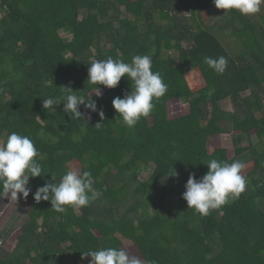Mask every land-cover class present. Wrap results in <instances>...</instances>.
<instances>
[{"label":"trees","instance_id":"16d2710c","mask_svg":"<svg viewBox=\"0 0 264 264\" xmlns=\"http://www.w3.org/2000/svg\"><path fill=\"white\" fill-rule=\"evenodd\" d=\"M208 3L214 4L0 0V140L13 131L30 136L48 180L52 173L59 181L79 162L102 193L89 206L63 213L30 193L18 246L0 264H88L91 257L81 260V251L123 247V240L156 264H264V16L230 10L208 27L200 22ZM228 29L239 53L231 54L220 38ZM137 54L151 56L168 92L135 127L124 126L112 105L130 91L126 77L95 98L103 120L99 112L90 118L84 106L88 119L70 118L62 103L55 112L43 109L45 98L63 102L65 87L85 98L98 89L87 81L92 61L131 62ZM205 56H225L226 71L214 72ZM193 69L205 83L196 92L186 78ZM177 99L189 103V112L171 118L168 104ZM228 100L233 112L222 107ZM222 135L232 137V158L226 147L211 152L212 138ZM211 159L241 160L254 169L239 199L204 216L189 209L182 194L190 174L202 177ZM172 169L178 175L167 177ZM145 172L149 178L142 181ZM43 183L30 178L29 187L34 192Z\"/></svg>","mask_w":264,"mask_h":264},{"label":"clouds","instance_id":"9594fccd","mask_svg":"<svg viewBox=\"0 0 264 264\" xmlns=\"http://www.w3.org/2000/svg\"><path fill=\"white\" fill-rule=\"evenodd\" d=\"M217 9L237 10L241 15H255L261 11L264 0H213ZM203 63L218 74H223L228 66L225 56L213 58L203 57ZM88 68L87 81L96 85L100 96V85L109 89L116 88L122 78L130 81V91L123 97L117 96L112 105L121 123L129 128L135 127L141 118L148 117L155 107L154 101L159 100L168 92V85L159 71H153L151 56L134 55L131 62L122 59L94 60ZM66 95L61 100L48 97L43 100L42 107L47 112H55L54 106L63 104L64 112L70 118H86L81 112V106L99 112L101 120L104 112L98 108V101L92 96L85 98L76 94L70 87H65ZM102 123H97L99 128ZM40 155L33 139L28 135L11 132L3 143H0V201H18L22 194L27 199L29 194L37 203L48 201L51 208L63 213L66 207L79 209L95 202L102 193L94 187L91 172L69 168L57 181L51 173V180L46 178L44 166L37 157ZM208 171L199 179L196 174H190L182 198L187 202L189 209L207 216L212 210L218 209L231 201L239 199L246 191L247 177L243 174L247 165L244 161L235 160L229 163L226 160L211 159L205 163ZM172 169L167 177L177 176ZM40 177L44 180L41 186L33 192L29 187L30 178ZM91 257L88 264H156L155 260H147L130 254L123 247H99L81 251V260Z\"/></svg>","mask_w":264,"mask_h":264},{"label":"rangeland","instance_id":"374dc122","mask_svg":"<svg viewBox=\"0 0 264 264\" xmlns=\"http://www.w3.org/2000/svg\"><path fill=\"white\" fill-rule=\"evenodd\" d=\"M131 1H137V0H131ZM191 1L194 2V0ZM205 6L206 8L200 14L202 19V20L200 19V22H203L205 26L209 27L220 19H223L228 16L230 17L229 15L230 10L225 14V10L217 9L214 4L208 3L205 4ZM184 14L187 17L189 16L188 13H184ZM257 14L254 15V18H257L255 17L257 16ZM259 14L264 16V5L261 6V11L259 12ZM253 22H255V20H253ZM221 24L225 25V23H221ZM229 32H230L229 29L222 32L220 34V38L231 54L239 53L237 48L240 47V43L236 37L227 36ZM61 35L63 37L68 38L69 40L71 39V37L67 36L65 32H62ZM186 78L193 92L200 90L205 85L202 75L198 69H193L189 71L186 75ZM106 91H107L106 87L101 88L100 96L98 97L97 95L99 94V90L96 88H92L90 90V93H88V97L92 96L93 99L100 98L103 96V94ZM247 94L249 93H246V95ZM222 107L226 111H231V112L234 111V105L230 100L225 101L222 104ZM168 109H169L170 117L177 118L186 115L189 112V103L185 99L172 100L168 104ZM87 113L88 116L91 118L92 112L87 110ZM115 114L118 115L116 111ZM254 135L255 134H253V136ZM0 143H3V141L0 140ZM219 147H223V148L226 147L228 150V156L230 158L234 156V146L232 143L231 136L222 135L212 138L211 147H210L211 152H213L214 149ZM70 168L81 172V165L79 162L72 163ZM253 169H254V164L249 163L247 164L246 169L243 171V174L246 176ZM148 178H149L148 172H145L140 176V179L142 181H146L148 180ZM28 198L24 199L21 194L20 199L18 201L9 202L8 200H4L0 204V257L6 258L7 255L13 253L16 247L18 246V238L22 234L21 228L28 221L27 208H29L30 205ZM123 243H124L123 248H125L126 251H128L130 254L137 255L140 258L144 259L140 251L134 244L130 242H126L125 240H123Z\"/></svg>","mask_w":264,"mask_h":264}]
</instances>
